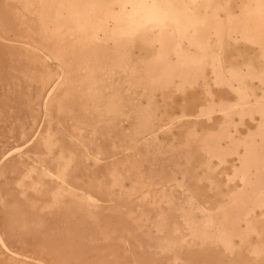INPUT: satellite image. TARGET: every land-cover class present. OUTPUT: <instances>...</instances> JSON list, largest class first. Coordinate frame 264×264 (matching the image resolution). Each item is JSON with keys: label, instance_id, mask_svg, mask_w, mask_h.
<instances>
[{"label": "bare ground", "instance_id": "bare-ground-1", "mask_svg": "<svg viewBox=\"0 0 264 264\" xmlns=\"http://www.w3.org/2000/svg\"><path fill=\"white\" fill-rule=\"evenodd\" d=\"M232 1L0 0V264H264Z\"/></svg>", "mask_w": 264, "mask_h": 264}, {"label": "rangeland", "instance_id": "rangeland-1", "mask_svg": "<svg viewBox=\"0 0 264 264\" xmlns=\"http://www.w3.org/2000/svg\"><path fill=\"white\" fill-rule=\"evenodd\" d=\"M233 0L229 17V36L223 42V51L231 59L234 69L249 74L250 81H254L255 75L264 73V32L259 36L251 34L254 27L253 13L257 3L255 0ZM214 47L219 41L211 39ZM221 52V51H220ZM255 74V75H254ZM252 78V79H251ZM257 80H255L256 82Z\"/></svg>", "mask_w": 264, "mask_h": 264}]
</instances>
